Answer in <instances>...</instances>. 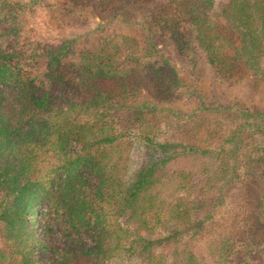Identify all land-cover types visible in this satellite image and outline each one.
Segmentation results:
<instances>
[{
    "label": "trees",
    "instance_id": "obj_1",
    "mask_svg": "<svg viewBox=\"0 0 264 264\" xmlns=\"http://www.w3.org/2000/svg\"><path fill=\"white\" fill-rule=\"evenodd\" d=\"M41 2L0 0V25L10 22L0 31V264H165L161 249L198 234L208 218L205 199L241 175L258 179L264 217L263 110L213 109L202 126L215 131L213 148L149 135L154 128L146 115H156L180 81L150 33L141 44L105 33L96 50L81 52L78 66L69 67L75 39L41 48L20 33L17 15ZM66 2L74 9L111 10L108 24L124 20L125 7L147 3L153 32L167 35L180 56L199 55L219 80L245 73L264 84V0ZM166 110L171 120L178 118ZM129 121L131 129L124 125ZM132 130L139 131L134 136L143 151L128 175L125 135ZM71 142L78 152L69 150ZM191 157L206 163L199 170L171 169ZM49 177L58 182L62 211L90 234L91 244L59 249L49 244L47 226L38 230L34 208L50 192ZM172 181L181 194L166 204L157 188ZM53 210L58 213L57 205ZM234 250L235 242L222 238L209 244L208 255L213 264H230ZM176 264L204 263L188 250Z\"/></svg>",
    "mask_w": 264,
    "mask_h": 264
},
{
    "label": "rangeland",
    "instance_id": "obj_2",
    "mask_svg": "<svg viewBox=\"0 0 264 264\" xmlns=\"http://www.w3.org/2000/svg\"><path fill=\"white\" fill-rule=\"evenodd\" d=\"M20 1L27 3L30 0ZM148 7L147 3L125 7L124 20H115L108 24L112 17L111 10L101 11L93 7L74 9L69 7L66 0H42L34 9L19 13L17 20L22 37L31 46L56 47L66 39H75L67 58L68 66L73 68L78 66L80 53L96 50L98 38L105 33L132 36L140 44L150 33V41L175 67L180 81L178 87L172 88L171 97L159 103L156 115H146L150 126L154 128L153 134L149 132V135L179 139L200 148L217 147L219 139L215 131L210 128L206 131L207 128L202 127L205 119L211 117L213 109L223 110L227 106L232 109L249 108L264 111V84L255 85L254 78L245 73L234 81L219 80L199 55L189 56L192 59L180 56L167 35L153 32ZM213 12H218L216 6ZM9 26L10 22L0 25V31L8 30ZM7 41L6 36L4 42ZM43 66L44 61L38 60L37 68L40 70ZM166 107L176 111L178 118L171 120ZM124 118L128 119L130 116L125 114ZM124 125L131 129L130 121ZM137 132L139 131L132 130L125 135L129 146L125 163L128 175L134 173L142 156V141L134 136ZM78 147L77 143L71 142L69 150L76 153ZM190 160H180L171 169L199 170L204 162L206 163L205 160L193 157ZM51 178L49 177L47 181L49 194L43 200L41 197L38 206L34 208V211H38V214H34L38 230L44 225L47 226L49 244L59 249L70 248L83 242L91 244L90 234L83 228L73 227L66 211H62V203L56 193L59 191L56 184L58 182H53ZM91 182L97 184L98 180L93 177ZM176 183L165 182L157 188L166 204H170L181 194L177 191ZM260 194L258 179L241 175L223 188L219 195H214L217 198L221 197V200H217L213 195L207 197L202 214L208 218L202 230L193 237L185 236L163 247L161 253L165 264H176L178 259L186 258L188 250L198 261L213 264L208 255V246L222 238H231L235 242L230 264L264 263V217ZM51 203L53 208L57 205L58 213L51 208ZM131 229L136 228L132 226Z\"/></svg>",
    "mask_w": 264,
    "mask_h": 264
}]
</instances>
